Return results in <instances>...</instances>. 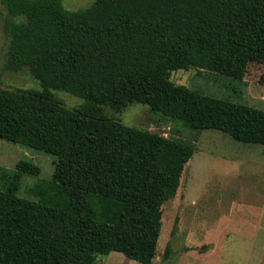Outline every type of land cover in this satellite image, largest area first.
<instances>
[{
    "label": "trees",
    "instance_id": "obj_1",
    "mask_svg": "<svg viewBox=\"0 0 264 264\" xmlns=\"http://www.w3.org/2000/svg\"><path fill=\"white\" fill-rule=\"evenodd\" d=\"M1 3L10 17L4 68L28 70L42 89H0V140L57 162L30 188L37 201L19 191L40 167L0 166V264H102L114 252L154 264L162 208L197 147L117 117L142 104L196 138L217 130L264 146V110L171 80L199 70L243 82L251 64H264V0H95L78 11L62 0ZM53 91L84 104L68 109Z\"/></svg>",
    "mask_w": 264,
    "mask_h": 264
},
{
    "label": "rangeland",
    "instance_id": "obj_2",
    "mask_svg": "<svg viewBox=\"0 0 264 264\" xmlns=\"http://www.w3.org/2000/svg\"><path fill=\"white\" fill-rule=\"evenodd\" d=\"M71 11L85 10L95 0H62ZM10 19L0 0V89L40 91L28 70L6 71L10 39L4 31ZM171 80L201 90L205 95L264 110V64H251L244 81L209 72H173ZM68 109L84 100L53 91ZM108 117L117 114L106 109ZM124 125L148 130L166 138L191 142L197 151L183 173L178 195L163 210V227L154 264H264V146L240 143L217 130L196 136L180 124L152 114L142 104H132L118 115ZM30 161L40 167L38 177L24 175L19 197L37 201L29 190L39 180H50L57 157L0 140V166L15 173L16 164ZM172 249L169 258L166 251ZM102 264H139L111 253Z\"/></svg>",
    "mask_w": 264,
    "mask_h": 264
}]
</instances>
